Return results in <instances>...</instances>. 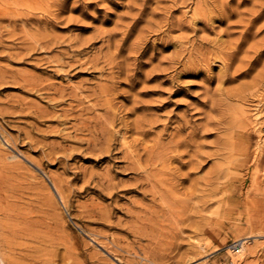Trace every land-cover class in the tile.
I'll list each match as a JSON object with an SVG mask.
<instances>
[{
  "label": "rangeland",
  "instance_id": "374dc122",
  "mask_svg": "<svg viewBox=\"0 0 264 264\" xmlns=\"http://www.w3.org/2000/svg\"><path fill=\"white\" fill-rule=\"evenodd\" d=\"M238 1L231 5L239 12L259 0ZM217 3L0 0V225L32 229L14 235L1 226L3 253L28 264H264V234L232 251L254 233L250 220L264 215V86L227 93L264 73V16L245 45L253 55L262 49L261 62L227 80L216 45L243 26L211 13ZM110 112L132 122L151 116L149 146L192 133L188 148L202 164L191 178L212 177L206 190L186 195L190 178L166 199L127 191L132 175L92 153L93 129ZM109 126L120 129L116 151L137 137L120 120ZM107 171L118 183L114 196L104 188Z\"/></svg>",
  "mask_w": 264,
  "mask_h": 264
},
{
  "label": "bare ground",
  "instance_id": "6f19581e",
  "mask_svg": "<svg viewBox=\"0 0 264 264\" xmlns=\"http://www.w3.org/2000/svg\"><path fill=\"white\" fill-rule=\"evenodd\" d=\"M232 1L233 0H218L217 5H213L214 9L210 11L211 13H214L216 11L217 15L220 16L221 18L227 17L228 19H231L232 17L237 16L238 19L235 20V23L236 24L238 23L241 26H243V29L241 30V33L238 37H236L233 40H230L227 44L221 42L219 43V45H216L217 46L216 48L218 50L215 51V54L218 55L217 57H220L221 60L223 59L224 61V68L226 71L224 72L225 74L224 73L223 74L224 76H227V80H231V81L235 79V74L236 72L238 73V70L243 68V70L239 74L248 75L250 70L253 69L252 68L253 63L254 62L258 63L259 61L261 62L262 59L260 60L259 56L262 54V51H261L262 49L259 50L258 48L256 49L254 48L255 55H253L252 53L250 54V48H245L246 47L245 45L249 43L250 41L249 35H250L251 28L253 26V23L262 19V17L264 16V1L262 0L252 3L253 4L252 8L245 10V11L242 8L243 11H239V12L238 10L240 8L238 9L237 7L236 8L232 7L233 5V4L231 5ZM245 2L247 1L240 0L236 3H237V6L240 7ZM203 5H206V3H202L201 8H203ZM245 9H247V7H245ZM231 24L232 22L229 25ZM255 24L256 23H254V25ZM134 28L130 27L128 30V34ZM125 36H123L118 42L117 46H115L116 50L113 54V55H116L115 57H117L118 54L123 50V42L127 41V36L126 37ZM263 45L264 44H262V46ZM250 47H254V46L251 45ZM241 53H245V55L243 57H239L238 55ZM236 61L240 65L238 66V68L232 71L231 69L233 67V64ZM262 74L264 73L261 72V73H256V75L254 76L251 75V77H253L251 83H248V82L247 83L243 82L242 84L239 83L238 87H235L232 90L227 91L228 95L229 94L232 95L233 93L244 91V90L248 92V89L250 90L253 88L255 89V92H256V90H258L261 86H264V75ZM132 79L135 80L134 77ZM224 81L222 80V82ZM254 94H257V93H254ZM257 96L259 97L264 96V93H260ZM135 108H144V107L140 105H135ZM147 109H148V106H146V108L142 110H147ZM108 116L110 117V121L107 122L108 124L105 122L104 123L102 122L103 124L100 125V128L93 129L94 139L92 141H93L94 147L92 148V153L95 155L98 161L104 160L109 163L113 162V165L115 166L114 168H116L115 169L116 174H123V175L131 174L132 175V177L134 178L133 180L134 182L131 183V186L129 188L127 187V191L140 192L142 194H145L144 196L150 193L152 195L153 200L156 199L158 196H160L163 199L170 198L171 194L175 190L178 189L179 185L183 182L188 181L192 177L194 170L201 166L202 162L198 160V157L200 156L198 151L195 150L194 152H191V150L188 148L193 141L192 133L189 132L188 136L186 135L183 136L182 134H180L179 132L180 130H179L178 131L179 133L171 137L166 143L157 142V144H154L155 146L153 144H152L153 146L151 145L149 146L148 144H146V139L148 135L150 136L151 134L150 129L152 128L151 126H153V121H152L153 119L147 113H144L142 117H138L133 122L124 120V118L121 116H118L116 112H110ZM118 120H120V122L123 123V127L127 130V132L133 131L134 133L136 132L137 134V137L133 138L129 142V144L126 143L128 145L127 148H125L124 144H121L119 148L121 149V151L120 150L116 151V149H118L117 132H119L120 129L113 130L109 126V124H114V121H118ZM147 126H149L150 129L147 128ZM246 127L247 125L244 126V128ZM84 128L90 130L91 125L88 123L84 125ZM119 155L125 159L124 160L126 161L125 164L120 165V162L122 160L121 161H119V159L116 160L117 157H120ZM187 155L189 156V158H185ZM173 161L179 162L181 167L188 166L189 170L185 173H182L179 171L177 167H171L170 163H172ZM164 162H169V164L165 168L158 167L159 164H162ZM203 163H206V161H203ZM113 165L111 167H113ZM103 178H102L103 182L106 183L104 185V188L107 190L108 194L112 196L117 194L118 183H115L112 181V177L110 176L109 172L106 173ZM209 178L212 179V177H209ZM209 178H204L205 186L207 184L206 182L210 181ZM191 180H192V184L190 188L185 189L186 195L192 196V195L197 194L198 192L203 193L206 190L204 183H201L202 184L201 185L198 181H194L193 178H191ZM52 182L56 190L59 193L60 199L64 202L65 196L63 195L62 190H58V187L56 186L55 181H52ZM101 193L104 194L103 191H101ZM9 225L10 223L8 224L4 223L3 225L2 224L0 225V228L2 226L3 230H8L10 231V233L12 232V234L14 235L17 234L22 229L21 231L25 232L27 236L30 234V231L32 230L28 223H25V225L22 227L18 226V224H15V223H12L11 226ZM250 225L253 227V228L251 227L252 228L251 230H253L254 233L249 234L248 236H245V237H240L236 240V241H240V244L242 245V250L243 248L245 249L246 242L248 241L247 240L248 237H252L254 234L256 235L264 234V215L263 216L260 215L256 217L254 216L250 220ZM136 232L139 233L140 231L136 230ZM2 241L3 240L0 238V245L2 244ZM6 243H7V246H9L8 249H11V250L14 249L15 243L13 240L7 239ZM1 250L2 249L0 247V257H1L0 264H28L29 263V261H27V258L25 256L23 257L15 256V254L13 253V250L11 251L10 254H5ZM232 251H235V250L232 249Z\"/></svg>",
  "mask_w": 264,
  "mask_h": 264
},
{
  "label": "built area",
  "instance_id": "2783aa9c",
  "mask_svg": "<svg viewBox=\"0 0 264 264\" xmlns=\"http://www.w3.org/2000/svg\"><path fill=\"white\" fill-rule=\"evenodd\" d=\"M235 247H236V249H234L236 252H240L241 250H242V245L240 244H238V243H235Z\"/></svg>",
  "mask_w": 264,
  "mask_h": 264
}]
</instances>
